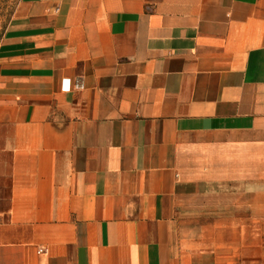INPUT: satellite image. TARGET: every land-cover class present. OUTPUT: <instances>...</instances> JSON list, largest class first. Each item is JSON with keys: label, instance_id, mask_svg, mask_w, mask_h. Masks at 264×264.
Returning a JSON list of instances; mask_svg holds the SVG:
<instances>
[{"label": "crops", "instance_id": "0c3cea01", "mask_svg": "<svg viewBox=\"0 0 264 264\" xmlns=\"http://www.w3.org/2000/svg\"><path fill=\"white\" fill-rule=\"evenodd\" d=\"M0 264H264V0H19Z\"/></svg>", "mask_w": 264, "mask_h": 264}, {"label": "rangeland", "instance_id": "374dc122", "mask_svg": "<svg viewBox=\"0 0 264 264\" xmlns=\"http://www.w3.org/2000/svg\"><path fill=\"white\" fill-rule=\"evenodd\" d=\"M19 0H0V40L16 10Z\"/></svg>", "mask_w": 264, "mask_h": 264}, {"label": "built area", "instance_id": "2783aa9c", "mask_svg": "<svg viewBox=\"0 0 264 264\" xmlns=\"http://www.w3.org/2000/svg\"><path fill=\"white\" fill-rule=\"evenodd\" d=\"M65 82H67L66 85L64 84V89H65V91H70L71 88H72L71 81L69 80V81H65ZM39 252L42 253L43 250L41 249Z\"/></svg>", "mask_w": 264, "mask_h": 264}, {"label": "snow or ice", "instance_id": "6c2138e0", "mask_svg": "<svg viewBox=\"0 0 264 264\" xmlns=\"http://www.w3.org/2000/svg\"><path fill=\"white\" fill-rule=\"evenodd\" d=\"M67 84V82H65V85Z\"/></svg>", "mask_w": 264, "mask_h": 264}]
</instances>
